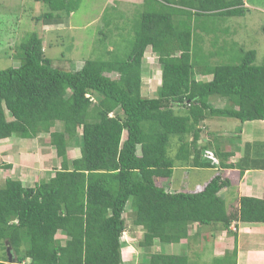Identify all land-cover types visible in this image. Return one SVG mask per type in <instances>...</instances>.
<instances>
[{
    "label": "trees",
    "instance_id": "1",
    "mask_svg": "<svg viewBox=\"0 0 264 264\" xmlns=\"http://www.w3.org/2000/svg\"><path fill=\"white\" fill-rule=\"evenodd\" d=\"M35 1L50 10L37 20L55 26L64 22L58 13L71 15L83 0ZM143 3L125 59L113 50L108 59L88 60L77 71L55 68L34 33L17 48L20 65L0 71V141L51 134L62 162L53 177L32 188L10 178L0 186V264H124L129 202L133 224L144 231L140 245L146 247L179 243L188 224L229 229L234 219L264 223V200L244 197L237 215L227 213L219 193L230 181L220 175L194 194L168 193L157 184L170 180L179 165L215 167L204 158L209 146L198 144L206 120L264 121V65H256L257 52L241 48L237 59L213 65L194 36L195 27L211 31L204 18L243 16L244 0ZM148 49L163 72L152 98L142 93ZM215 96L228 106H212ZM57 124L62 129L52 133ZM76 127L82 128L81 156L70 162ZM173 140L179 144L175 156L170 155ZM216 156L219 168L264 170V142L247 143L236 164L229 163L232 152L218 149ZM140 264L187 260L157 254Z\"/></svg>",
    "mask_w": 264,
    "mask_h": 264
},
{
    "label": "rangeland",
    "instance_id": "2",
    "mask_svg": "<svg viewBox=\"0 0 264 264\" xmlns=\"http://www.w3.org/2000/svg\"><path fill=\"white\" fill-rule=\"evenodd\" d=\"M143 2L144 0H83L79 9L71 15H67L65 12L58 13L65 21L63 24L48 26L44 25L42 20H37L38 18L42 19L47 12L50 13L47 5L35 0H0V71L20 65V62L14 57L17 48L34 33L42 38L45 55L52 60L55 68L77 71L88 60L108 59V52L113 50L119 57L125 59L135 37L134 29L139 24L140 15L144 12ZM244 2L247 11L243 16L222 19L204 18V22L210 21L211 31L209 32H204L200 27L194 28L199 51L209 58L210 64L230 63L241 56L240 49L244 48L247 51H256V65H264V0H244ZM212 53L219 57L210 59ZM144 59L142 93L144 96L152 98L156 96L161 86L163 72L157 55L151 49L147 50ZM197 78L211 79V77L202 78V76ZM210 103L216 108H223L229 104L225 99L216 96L211 97ZM176 111L178 112L177 109ZM201 127L203 133L198 143L199 146L207 144L216 154L218 148L224 152L223 150L230 143H235L240 145L241 153H244L247 143H243L240 137L242 136L241 131L246 129L242 128L243 123L236 119L212 118L202 123ZM60 129H62V125L57 124L52 133ZM228 129L234 131L226 134ZM253 131L255 134H260L258 128ZM263 134L261 133V135ZM81 135L82 128L76 127L70 138L67 152L70 162L81 156ZM214 138L220 143L217 144ZM51 139V134H42L33 140H22L15 137L10 141L12 144L7 145L8 147L21 145V147H17L18 149H14L13 153L14 151L19 154L32 153V159H25L24 163H28L29 160L34 161L36 158L39 160L40 167L38 165L33 167L38 169V172L32 171L34 170L32 168L29 177L24 178L26 188L34 187L35 182L41 178H50L55 168H62V162L56 155V149L51 144ZM218 145L219 147H217ZM178 147L177 141L173 140L170 148L171 156L177 154ZM12 154L9 153V158L13 159L12 163L19 162V157ZM3 155L5 153H2L0 149V162ZM2 164L0 165V186H3L7 179L18 174L13 173L9 164ZM18 170H21L20 174L23 172L20 166L17 172ZM48 173L49 176H46L45 174ZM200 177L202 180H206L205 177ZM195 178L196 180L200 179L198 175H195ZM160 180L157 179L158 186H161ZM124 218L127 225L123 239L124 244H131L134 247L132 253L135 249V254L137 251H141L139 255L134 254L132 260L127 259V264L148 262L145 256L149 251L146 250V246L139 244L143 240L144 231L141 227L137 229L133 224L134 218L130 202L127 205ZM57 238L62 240L63 237L59 234ZM247 241L248 238L244 244ZM260 242L261 238L258 237L255 243L259 244ZM156 243V246L160 245L158 242ZM8 246V256L14 260L13 252Z\"/></svg>",
    "mask_w": 264,
    "mask_h": 264
},
{
    "label": "crops",
    "instance_id": "3",
    "mask_svg": "<svg viewBox=\"0 0 264 264\" xmlns=\"http://www.w3.org/2000/svg\"><path fill=\"white\" fill-rule=\"evenodd\" d=\"M242 128H246L244 131H241L242 136L240 137L243 143H251L254 141L264 142V134L261 135V133H264V121L243 123ZM257 128L260 129V134L254 133L253 130ZM230 131L234 130L228 129L226 134L230 133ZM215 138V142L219 144L220 141ZM12 140L13 138L0 141V149L2 153H5V155L1 157L0 165H3L2 163L9 164L8 166L13 173H18L17 176L10 179L20 180L25 187L24 178L29 177V173H31V170L35 165L39 166V160L36 158L34 161L29 160L28 163H24L25 159L33 156L32 153L28 152L19 154L16 151L13 153L12 151L19 146L21 147V145L17 147H8L7 145L12 144V142H10ZM217 147H219V145ZM223 151L233 153V156L229 161V163L232 164L239 162L243 156L239 144L230 143V145H228ZM9 153H13L12 155L15 156L17 155L20 161L12 163L13 159L9 158ZM19 166L22 167L23 170L21 174L19 173L21 170H18L17 172ZM33 169L34 170L32 171L38 172V169ZM58 169H60V167L55 168L53 174ZM53 174L50 175V178L53 177ZM45 175L49 176V173ZM195 175H198L200 179L196 180ZM216 175H220L223 179L230 181V186L222 189L219 193V196L225 202L227 213L229 215H237L238 210L240 209V201L244 197L264 200V170L257 169L241 171L237 168L223 169L218 166L211 168H197L179 165L174 168L170 180L163 179L161 186H163L168 193L194 194L202 192L206 185ZM200 176L205 177L206 180H202ZM50 178L46 177L45 180ZM38 181L39 180L35 183ZM32 187L33 186H30L29 188ZM136 228L139 229V227ZM258 237L261 238V242L256 244L255 241ZM246 238H248V241L244 244ZM127 242L129 241L127 240ZM156 242L160 244L159 241ZM156 245L157 243L153 244V246L146 247V250L149 251L145 256L146 260L149 261L151 255L163 254L183 257L187 260V264H264V223H247L240 219H234L231 222L229 229H224L221 224H188L186 235L181 238L179 243L169 244V246L164 245V247H162L163 245ZM125 246L123 247L122 254L124 264H127V259L132 260L131 258L135 254L136 249L132 253L134 247L131 244L126 243ZM140 252L141 251H137L135 255H139Z\"/></svg>",
    "mask_w": 264,
    "mask_h": 264
},
{
    "label": "built area",
    "instance_id": "4",
    "mask_svg": "<svg viewBox=\"0 0 264 264\" xmlns=\"http://www.w3.org/2000/svg\"><path fill=\"white\" fill-rule=\"evenodd\" d=\"M204 158L211 161L214 166L219 165L220 161L218 157L216 156L215 152H213L210 148L204 152Z\"/></svg>",
    "mask_w": 264,
    "mask_h": 264
},
{
    "label": "water",
    "instance_id": "5",
    "mask_svg": "<svg viewBox=\"0 0 264 264\" xmlns=\"http://www.w3.org/2000/svg\"><path fill=\"white\" fill-rule=\"evenodd\" d=\"M9 261L10 262H14V260L9 256Z\"/></svg>",
    "mask_w": 264,
    "mask_h": 264
},
{
    "label": "clouds",
    "instance_id": "6",
    "mask_svg": "<svg viewBox=\"0 0 264 264\" xmlns=\"http://www.w3.org/2000/svg\"><path fill=\"white\" fill-rule=\"evenodd\" d=\"M125 233H126V232H125ZM125 233H124V234H125ZM123 237H124V236H123ZM124 238H125V237H124Z\"/></svg>",
    "mask_w": 264,
    "mask_h": 264
}]
</instances>
